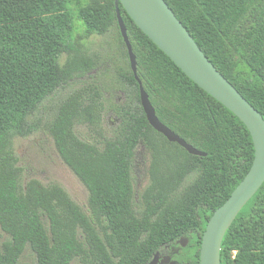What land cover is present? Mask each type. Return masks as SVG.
<instances>
[{
  "label": "trees",
  "instance_id": "obj_1",
  "mask_svg": "<svg viewBox=\"0 0 264 264\" xmlns=\"http://www.w3.org/2000/svg\"><path fill=\"white\" fill-rule=\"evenodd\" d=\"M164 2L264 119V0ZM119 11L157 119L205 156L189 155L148 125L114 0H0V230L7 236L0 264H163L161 257L199 264L207 222L251 167L245 126ZM112 32L105 58L84 52L83 40ZM86 77L84 89L56 106L47 134L86 188L88 212L56 184L21 186L13 151L15 138L34 131L30 119L39 108ZM104 103L114 119L108 136L77 134V125L98 124ZM139 147L147 184L136 194ZM220 264H264V183L225 233Z\"/></svg>",
  "mask_w": 264,
  "mask_h": 264
},
{
  "label": "water",
  "instance_id": "obj_2",
  "mask_svg": "<svg viewBox=\"0 0 264 264\" xmlns=\"http://www.w3.org/2000/svg\"><path fill=\"white\" fill-rule=\"evenodd\" d=\"M119 5L135 26L198 88L230 111L247 129L254 156L251 167L229 198L214 211L205 227L199 250V264H220L221 244L228 228L264 183V119L216 70L177 20L164 0H114L117 26L127 50L131 72L138 84L139 100L148 125L169 143L189 155L204 157L157 119L148 95L137 77L136 59L122 21ZM186 239L179 245L184 248ZM166 257L163 264H169Z\"/></svg>",
  "mask_w": 264,
  "mask_h": 264
},
{
  "label": "rangeland",
  "instance_id": "obj_3",
  "mask_svg": "<svg viewBox=\"0 0 264 264\" xmlns=\"http://www.w3.org/2000/svg\"><path fill=\"white\" fill-rule=\"evenodd\" d=\"M113 32L105 36H90L82 41L84 52L88 56H94L100 60L105 58L109 51V43L112 41ZM64 58L61 59L63 63ZM87 78L75 81L56 91L30 119L34 131L27 137H17L13 140V151L17 157V166L21 170V186L29 180H37L42 185L56 184L61 187L68 197L78 205L84 212H88V192L73 172L63 163L54 147L51 137L47 134V127L51 123L56 106L70 94L80 91L87 85ZM104 103L100 109L98 124L92 127L77 125L75 132L86 138L97 139L98 134L108 136V131L114 126V119L109 116ZM137 164L134 169V192L139 193L147 184L145 169L147 157L144 149L137 150ZM7 236L0 230V246ZM180 246V245H179ZM181 247V246H180ZM29 250H26V255ZM161 257L157 263L162 262ZM22 262H28L25 259ZM72 264H77L73 262ZM169 264H173L170 260Z\"/></svg>",
  "mask_w": 264,
  "mask_h": 264
}]
</instances>
